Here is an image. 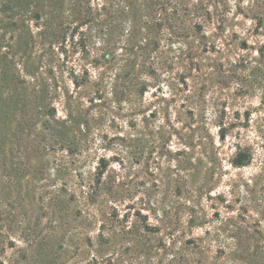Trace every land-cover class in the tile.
Instances as JSON below:
<instances>
[{"label": "rangeland", "instance_id": "374dc122", "mask_svg": "<svg viewBox=\"0 0 264 264\" xmlns=\"http://www.w3.org/2000/svg\"><path fill=\"white\" fill-rule=\"evenodd\" d=\"M194 1L193 51L144 62L60 51L48 0H0L3 264H165L174 237L185 264H264V0Z\"/></svg>", "mask_w": 264, "mask_h": 264}, {"label": "trees", "instance_id": "16d2710c", "mask_svg": "<svg viewBox=\"0 0 264 264\" xmlns=\"http://www.w3.org/2000/svg\"><path fill=\"white\" fill-rule=\"evenodd\" d=\"M48 1L49 5L46 8L38 9L35 16L42 22L41 37L52 38L50 45L57 44L58 50L62 51L69 43L72 49L81 52H87L89 49L115 51L121 47V50L134 52V54L140 53L139 57L144 62L158 51L162 41L168 43L169 51L176 53L173 58L178 59L181 56L189 55L193 51L192 48L196 41L194 40L195 29L200 27L198 22L205 15L198 1L194 0ZM187 51L188 53H186ZM92 63H94L93 60ZM68 121L72 122L71 119ZM65 123V121H61L63 129H66ZM75 124L76 122H74ZM241 156V153L237 154L233 161L234 165H245L247 161L241 159ZM100 161L104 168V160ZM98 174L102 175L103 173L99 171ZM81 184L84 183L79 184L81 187L84 186ZM77 198L75 193L70 195V199L79 206L82 202L84 204V200H87L83 196L80 199L82 202ZM176 239L178 238L174 237L171 240L172 245L169 247L165 245L162 247L166 258L165 264H185L183 255L185 245L178 243ZM224 248L220 247L215 252L218 258L225 254ZM225 249H229V252L225 254L227 255L226 264L234 256L242 260L243 249L239 244ZM157 250L156 247L155 250L151 249L150 251L155 254V252L158 253ZM194 250L198 251L199 248L196 247ZM143 253L148 255L149 252L143 251ZM250 254L248 253V256ZM196 256V259L190 264H207L203 251H199ZM223 262L212 258L208 264H225ZM0 264L3 262L0 261Z\"/></svg>", "mask_w": 264, "mask_h": 264}]
</instances>
